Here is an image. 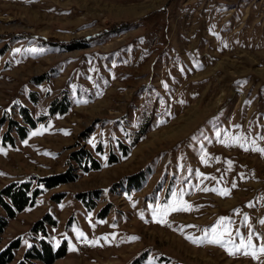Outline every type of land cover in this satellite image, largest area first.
Here are the masks:
<instances>
[{
    "label": "rangeland",
    "instance_id": "rangeland-1",
    "mask_svg": "<svg viewBox=\"0 0 264 264\" xmlns=\"http://www.w3.org/2000/svg\"><path fill=\"white\" fill-rule=\"evenodd\" d=\"M0 123V192L78 176L9 221V264L46 215L53 264H264V0H0Z\"/></svg>",
    "mask_w": 264,
    "mask_h": 264
},
{
    "label": "trees",
    "instance_id": "trees-1",
    "mask_svg": "<svg viewBox=\"0 0 264 264\" xmlns=\"http://www.w3.org/2000/svg\"><path fill=\"white\" fill-rule=\"evenodd\" d=\"M25 119L31 128H36L39 120H35L26 111ZM64 113V112H63ZM1 126V123H0ZM17 133L20 138L27 137L28 128L19 127ZM9 135L8 131L5 133ZM68 175V174H67ZM67 175H58L43 178L38 180L37 187H33V182L11 183L2 189L0 192V208L3 209L6 216H0V245L2 242V235L8 227L9 221L16 218V216L24 212L28 207L35 204L37 199L42 195L44 190L53 189L66 183H72L78 179L75 174L74 177ZM47 226H56V222L50 215H46L41 220L36 222L31 233L42 235L40 240L35 239L33 243L24 253L22 260L17 264H34L35 262H44L45 264H53L57 259L63 258L68 254L69 246L66 241L55 249L48 241L49 233ZM22 241L20 238L15 239L0 251V264H9L15 260L16 252L21 248Z\"/></svg>",
    "mask_w": 264,
    "mask_h": 264
},
{
    "label": "snow or ice",
    "instance_id": "snow-or-ice-1",
    "mask_svg": "<svg viewBox=\"0 0 264 264\" xmlns=\"http://www.w3.org/2000/svg\"><path fill=\"white\" fill-rule=\"evenodd\" d=\"M261 152H264V149H260ZM208 189H205V191H207ZM213 191H215V189H213ZM220 195H228L229 193L227 191H220L219 193ZM190 207V206H189ZM172 211H180V210H188V208H177L174 205L170 206ZM163 215H167L168 213V209H163L161 210ZM248 218L245 217V222H247ZM159 222L161 223H166L165 220L161 219ZM261 224H264V220L260 221ZM226 224V221L224 218L221 219L220 223L211 229V236L212 238L209 240V243L212 244H218L221 246H226V244L228 243H232L234 245V241L231 240V229L230 227H223ZM223 227V231H218V229ZM80 236H83V233H79ZM207 235V233H206ZM225 235L228 236V240H225L224 237ZM135 239V238H134ZM189 239H192L191 237H189ZM193 242L195 243L196 241L193 240ZM94 243V242H93ZM235 246V245H234ZM241 248L244 249V254L245 255H252L254 258L259 259V256L257 255V251L260 254H264V245H261L259 247V249H255L254 246L252 245L251 240H249L247 243H242L241 244ZM253 249L251 252H248L247 249ZM229 251V254H235L231 251V249H226ZM239 250V249H238Z\"/></svg>",
    "mask_w": 264,
    "mask_h": 264
}]
</instances>
